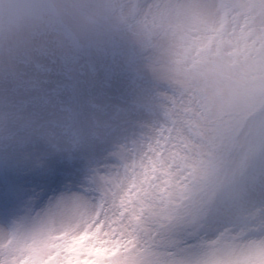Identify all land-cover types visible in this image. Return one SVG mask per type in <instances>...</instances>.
Instances as JSON below:
<instances>
[{"label": "rangeland", "instance_id": "374dc122", "mask_svg": "<svg viewBox=\"0 0 264 264\" xmlns=\"http://www.w3.org/2000/svg\"><path fill=\"white\" fill-rule=\"evenodd\" d=\"M147 1L0 0V264L264 255V0Z\"/></svg>", "mask_w": 264, "mask_h": 264}, {"label": "bare ground", "instance_id": "6f19581e", "mask_svg": "<svg viewBox=\"0 0 264 264\" xmlns=\"http://www.w3.org/2000/svg\"><path fill=\"white\" fill-rule=\"evenodd\" d=\"M145 13L151 14L157 13L159 17L170 26L183 25V26H196L201 24H207L209 21L213 22L216 17V13L211 9L210 4L206 1L195 3L192 0L180 3L178 1H164V0H148L144 6ZM218 16V15H217ZM43 123H41L42 125ZM40 128H43L40 126ZM38 130L33 128L30 132L32 136L29 139H33L36 136ZM52 196H48L45 206L41 211V224L47 222L61 221V206L63 205L61 194L52 193ZM74 207L80 212L82 219L86 218L90 214L91 204L89 201L79 203L74 202ZM48 217V218H47ZM44 227V226H43ZM48 227V226H47ZM61 228V227H60ZM54 237V236H53ZM50 235H46L47 241L52 242L54 239ZM207 255L203 259L202 263L209 258L208 252L212 250L210 245H207L204 249ZM258 258V257H257ZM253 264H264V255L258 258Z\"/></svg>", "mask_w": 264, "mask_h": 264}]
</instances>
